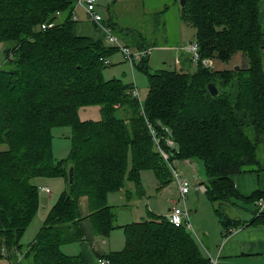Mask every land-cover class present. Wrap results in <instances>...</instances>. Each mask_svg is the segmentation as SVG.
I'll list each match as a JSON object with an SVG mask.
<instances>
[{
  "label": "trees",
  "instance_id": "1",
  "mask_svg": "<svg viewBox=\"0 0 264 264\" xmlns=\"http://www.w3.org/2000/svg\"><path fill=\"white\" fill-rule=\"evenodd\" d=\"M261 3L185 0L181 17L194 28L200 54L191 72H149L145 62L150 46L139 39L122 41L148 51L139 66L148 79L141 103L132 95L133 82L103 77V59L118 49L101 38L74 33V0H0V42L11 43L4 50L9 66L0 67V144L7 145L0 151V255L4 248L15 261L23 257L19 264H83L80 254H65L61 247L84 238L79 199L86 197L94 233L106 236L114 228L123 229L124 246L108 253L109 264H208L209 255L190 230L172 225L164 215L114 224L107 196L122 189L126 177L138 183L143 169L154 171L160 187L171 182L173 165L169 169L160 148L169 154V162H204L206 181L199 184L212 204L264 197L259 192L240 195L230 179L237 172L258 171L244 167L257 164L264 144ZM48 22H56L55 27L38 29ZM238 52L244 59L238 69L201 64L207 57L228 61ZM210 82L218 90L214 96L207 89ZM88 105L100 107L99 119L78 117L79 108ZM120 110L123 117L116 115ZM60 126L71 128V147L66 158L55 160L51 132ZM167 137L174 147L168 146ZM58 177L66 188L47 211L35 239L21 251L20 238L39 209L33 179ZM213 210L223 237L230 227L245 224L220 207ZM259 217L264 211L249 223L259 222Z\"/></svg>",
  "mask_w": 264,
  "mask_h": 264
},
{
  "label": "rangeland",
  "instance_id": "2",
  "mask_svg": "<svg viewBox=\"0 0 264 264\" xmlns=\"http://www.w3.org/2000/svg\"><path fill=\"white\" fill-rule=\"evenodd\" d=\"M261 8H264V0H262ZM96 10L100 14L103 23H113L114 27L112 31L119 40L130 43V40L137 41L139 39V41L141 40L144 44L150 46V51L145 62V66L149 72L160 68L176 71L187 70L190 72L195 70L196 63L192 62L189 53L183 49L189 42L194 41V28L182 19L180 0H98ZM74 15L75 17L72 19L75 22V32L79 24L85 23L84 25H87L90 31L88 35H96L93 37L94 39L101 38L106 46H113L104 36V32H102L103 30L100 26L92 21L82 6L77 5L75 7ZM260 19L262 20V18ZM127 29L133 33L130 35L126 34ZM10 45L11 43L9 42H0V67L2 68L9 66L5 63L4 50ZM130 49L131 51L135 50L133 47ZM142 57L144 56L136 58L131 68V65L124 59L122 53L116 50L108 57L109 63L102 71L105 79L116 77L120 78L123 82H133V86L139 92L137 98L141 103L144 102L148 92L147 74L139 67L142 64ZM207 59L211 60L209 67L216 70L244 65V59L239 52L234 54L228 61H222L216 57H207ZM100 115L101 112L98 105L82 106L78 110V117L81 120H97L100 118ZM116 115L123 117L124 112L122 110L117 111ZM51 134L53 157L55 160L66 158L71 147V128L69 126L55 127L52 129ZM154 138L156 142L158 137L154 136ZM165 141L168 146H175L174 142L168 137ZM6 148L7 145L5 143L0 144V151ZM166 154L167 158H162L169 166V169L172 164L178 174L187 180L190 186V191L185 199L190 223V229L188 230H190L196 240L213 238L220 229H223L219 217L214 213L213 208L220 207L224 212L230 213L233 210L231 204L228 201L222 204L219 202L212 204L205 191L202 190L199 192V200H196L194 195L196 185L200 181H206L204 162L199 158L176 159L169 162V154ZM257 157L258 162L256 165L245 166L244 168H258V171L253 172L259 174L264 171V144L259 147ZM130 168L131 163L129 161L128 170ZM170 178L171 182H168L164 187H160L159 178L150 169H143L139 172L138 183L126 177L124 187L118 191L108 193L107 196L108 204L111 206L113 213L112 220L114 224L121 226L131 222L142 221L149 219L151 214L166 216L168 208L174 202L178 206L184 207V202L179 201V194L173 177ZM61 180L62 178L60 179V177L36 178L33 179V183L38 186L47 183L51 192L49 193L54 194L57 193ZM38 192L39 209L20 238L21 251L35 239L47 213H45L42 207L48 206L46 204L48 193L41 192L40 190ZM231 215L232 212L230 213ZM117 230H119L115 231L117 235L123 234L122 229ZM117 235H113V241ZM120 238L122 239V246L120 247H123L125 241L123 235ZM67 248L62 250L66 253ZM1 251L0 264L21 263L23 257H17L15 261V257L8 256L9 252L6 249L1 248ZM72 251H75L72 254H78L75 247H72ZM203 252L205 253L206 251L203 249ZM21 253L24 256L25 251Z\"/></svg>",
  "mask_w": 264,
  "mask_h": 264
},
{
  "label": "crops",
  "instance_id": "3",
  "mask_svg": "<svg viewBox=\"0 0 264 264\" xmlns=\"http://www.w3.org/2000/svg\"><path fill=\"white\" fill-rule=\"evenodd\" d=\"M261 9L260 18H262V20L260 19V21L263 23L264 8ZM84 24L85 23H81L76 27L77 33L74 31L76 35L90 34L88 26ZM88 36L93 38L96 35ZM133 89H136L135 86H133ZM230 179L234 183L237 192L244 197L249 196L254 192L264 194V171L259 174L253 171L237 172L231 174ZM59 183L61 185L57 193L50 194V192L47 195L48 198L46 204H48V206L42 207V209L45 210V213L53 205L58 194L66 188V183L63 179ZM41 185L48 184L44 183ZM257 201L258 200H255L254 202H246L242 199H230L229 203L233 209L230 211V213L232 212V218L242 220L245 224L237 227H230L228 229L229 233L226 237L222 236L223 229H220L213 238L198 239L203 246L202 248L206 250L207 255L216 256L220 264H264V217H259L261 218L259 222L249 223L257 212ZM79 210L82 216L80 225L84 231V238L77 243L65 244L66 246L62 245L61 249L68 247L66 252L68 255H77L72 254L75 253V251H72V247H75L78 254L82 257L83 264H100L98 262L99 258H106L109 252L117 251L122 248L120 247L122 246V239L120 237L123 235L124 238L123 229L119 227L114 228L106 235V237L97 235L94 233L91 222L87 217L89 211L86 197H81L79 199ZM117 229H122L123 234L119 232L120 235H117V232H115L119 231ZM113 235H117L114 241ZM203 236L207 237L208 235Z\"/></svg>",
  "mask_w": 264,
  "mask_h": 264
},
{
  "label": "built area",
  "instance_id": "4",
  "mask_svg": "<svg viewBox=\"0 0 264 264\" xmlns=\"http://www.w3.org/2000/svg\"><path fill=\"white\" fill-rule=\"evenodd\" d=\"M97 1L98 0H74V7L72 10L71 17L74 18V9L77 5L82 6L88 16L92 19L94 23L100 26V28L104 32V36L108 39V42L115 46L123 55L124 59L131 65L133 66V63L136 58H139L141 56H145L147 54V50H134L131 51L130 47L124 44L122 41L118 39V37L112 32L111 27L109 25H106L105 23L102 22V18L100 14L96 10L97 6ZM57 15H59V12H56ZM56 22H48V23H42L38 26V29L45 30L49 28L55 27ZM183 49L189 53L190 57L192 60L196 63L200 60V54L198 52V43L194 40L192 42H189L188 45H185ZM105 64H108V58L103 59ZM201 64L203 66L209 67L211 65V60L207 58H203L201 60ZM132 95L138 96L139 92L136 89H132ZM158 142V141H157ZM160 153L163 155L164 158H167V154L164 152V150L159 148ZM172 177L174 180V183L177 187V191L179 194V201L184 202V207L178 206L176 202H174L171 207L168 209V214L166 215L168 221L176 226L179 227L181 225H185L186 228L190 229V223L188 220V210L185 206V199L187 197V194L190 191V186L182 176H180L177 172V170L172 167L171 169ZM196 189L205 191V187L202 184H197ZM49 193L50 188L48 185H40L38 186V191ZM257 212L256 216L260 215L263 212V207H264V202L263 198L258 199L257 201ZM21 256L19 255L18 258ZM209 261L208 264H220L218 258L215 256L209 255ZM98 262L100 264H109V261L106 258H99Z\"/></svg>",
  "mask_w": 264,
  "mask_h": 264
},
{
  "label": "water",
  "instance_id": "5",
  "mask_svg": "<svg viewBox=\"0 0 264 264\" xmlns=\"http://www.w3.org/2000/svg\"><path fill=\"white\" fill-rule=\"evenodd\" d=\"M185 4V0H180V5L183 6ZM261 50L262 52H264V45L261 46ZM238 66H235V69H237ZM207 89L209 91V93L214 96L217 94L218 90H217V87L215 86V84L213 82H210L207 84ZM68 181L69 183H72L73 182V171H72V167L69 168V171H68ZM199 189H194V195L196 197V200H199ZM196 211V210H195ZM183 228H185L184 224L182 225ZM187 232L189 231L188 229H186Z\"/></svg>",
  "mask_w": 264,
  "mask_h": 264
}]
</instances>
